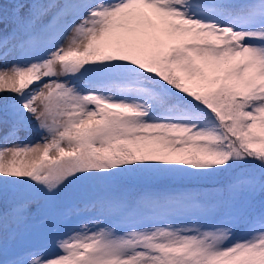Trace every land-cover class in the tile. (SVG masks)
<instances>
[{
  "label": "snow or ice",
  "instance_id": "1",
  "mask_svg": "<svg viewBox=\"0 0 264 264\" xmlns=\"http://www.w3.org/2000/svg\"><path fill=\"white\" fill-rule=\"evenodd\" d=\"M0 264H264V0H0Z\"/></svg>",
  "mask_w": 264,
  "mask_h": 264
},
{
  "label": "trees",
  "instance_id": "2",
  "mask_svg": "<svg viewBox=\"0 0 264 264\" xmlns=\"http://www.w3.org/2000/svg\"><path fill=\"white\" fill-rule=\"evenodd\" d=\"M127 183L129 186L135 187V188H143V187L150 186V183L147 181L135 180V179L129 180ZM156 183L167 184V185L171 186L174 182H172V181H158ZM259 212H260V206L257 204L254 208V214H258ZM244 231H245V226L241 225L236 231V236H238V234H240V233H243Z\"/></svg>",
  "mask_w": 264,
  "mask_h": 264
},
{
  "label": "rangeland",
  "instance_id": "3",
  "mask_svg": "<svg viewBox=\"0 0 264 264\" xmlns=\"http://www.w3.org/2000/svg\"><path fill=\"white\" fill-rule=\"evenodd\" d=\"M39 137L33 133V140L38 139ZM246 235V231H244L243 233H240L236 238H243Z\"/></svg>",
  "mask_w": 264,
  "mask_h": 264
}]
</instances>
